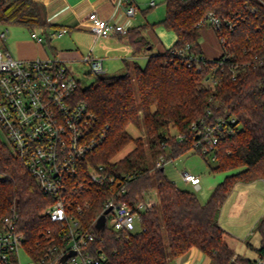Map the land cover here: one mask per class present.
I'll use <instances>...</instances> for the list:
<instances>
[{"label":"trees","instance_id":"16d2710c","mask_svg":"<svg viewBox=\"0 0 264 264\" xmlns=\"http://www.w3.org/2000/svg\"><path fill=\"white\" fill-rule=\"evenodd\" d=\"M263 2L165 0L166 15L161 24L175 33V44L149 57L144 68L135 64L133 76L127 73L99 78L90 87L78 88L76 97L93 112L94 133L100 138L86 167L102 164L109 175L132 176L125 192L94 186L82 195L91 205L80 218L96 233L94 253L106 254L104 264H169L192 248L207 255L209 264H257V259L237 254L228 244L220 214L237 184L264 180V63L256 58L264 54ZM210 13L222 20L239 19L240 24L234 31L216 30L207 21ZM0 24L32 32L48 33L50 29L44 5L35 0H0ZM206 28L215 31L223 55L229 56L223 65L217 59L206 58L202 51L200 40ZM144 29L138 26L126 35L136 55L151 45ZM181 50L183 55L178 53ZM193 56L201 62L188 66L187 60ZM207 78L217 79L215 88L204 85ZM141 117L148 134L150 159L145 145L128 131L130 126L140 127ZM228 117L236 119L238 131L217 146L211 171L242 170L228 175L209 199L201 202L192 192L178 187L164 167L156 168V162L161 157L174 161L192 150L205 157L194 149L198 137L192 124L203 118ZM179 134L185 135L183 141ZM130 143L135 148L115 162L114 158ZM154 189L158 203L141 213L140 232L117 233L108 226L97 232V221L109 198L139 201ZM54 201L41 191L11 147L0 140V230L5 218L17 215L25 250L35 260L44 256L47 247L58 243V226L42 215ZM256 228L261 237L257 252L264 257V217Z\"/></svg>","mask_w":264,"mask_h":264},{"label":"built area","instance_id":"2783aa9c","mask_svg":"<svg viewBox=\"0 0 264 264\" xmlns=\"http://www.w3.org/2000/svg\"><path fill=\"white\" fill-rule=\"evenodd\" d=\"M150 5L155 6V3ZM119 9L127 18L134 17L138 10L132 0H120ZM88 19L96 38L107 33L128 34L129 30L116 19L109 22L95 12L90 13ZM207 21L220 31H234L240 24L239 19L222 20L213 13L208 15ZM64 33V30L58 32L59 35ZM2 36L5 38V33ZM178 53L183 55L184 51ZM228 58L226 54L217 60L223 65ZM256 58L264 63V54ZM84 61L90 63L96 73L104 71L103 61L92 54L87 55ZM187 61L188 66L194 61L201 62L196 56ZM203 83L206 87L215 88L217 79L207 78ZM79 87L73 72L61 60L20 61L10 52L0 49V126L9 139L12 153L31 173L41 191L55 199L42 215L49 217L59 228L58 243L47 247L44 256L35 260L25 250V236L16 225L17 215L5 218L4 228L0 230V264H104L107 258L102 251L94 253L97 235L85 227L80 218L91 205L82 199V195L94 186H109L113 192H125L132 176L118 178L109 175L102 164L86 167V160L100 138L94 133L93 112L76 97ZM236 127L234 117L203 118L194 122L191 129L198 137L194 149L210 155L214 163L217 146L223 139L236 135ZM178 137L182 141L185 139V135ZM169 162L172 160L161 157L156 168ZM181 176L185 183L200 189L199 176L188 171H183ZM155 196L156 193H144L143 199L130 202L119 200L117 196L109 198L105 210H112L107 215L105 226H108L109 215L112 214L109 228L117 233L140 232L141 213L158 203ZM21 251L28 257L25 263L21 261ZM72 252L75 254L63 262V257ZM257 264H264V257H258Z\"/></svg>","mask_w":264,"mask_h":264},{"label":"crops","instance_id":"0c3cea01","mask_svg":"<svg viewBox=\"0 0 264 264\" xmlns=\"http://www.w3.org/2000/svg\"><path fill=\"white\" fill-rule=\"evenodd\" d=\"M35 1L44 5L50 29L48 30V33H44L42 30H35L33 32L29 30L32 33L40 35L42 37L41 40H43L41 42L19 40L16 43L18 56L16 59L20 61L57 59L63 61L69 67V65L76 64L77 62H84V58L87 55L92 54L94 58L101 59L103 61L104 69L105 62L123 64L126 67H128L129 64H132L134 69L135 64L142 66V63L144 64L148 62L149 57L159 53H164L167 49H169L167 47L170 46L171 48L177 40L175 33L173 32V37H170L167 33V29L161 24L165 18L166 12L161 11V9L158 10V12L156 11L155 8L157 7V3L155 0H151L148 3L146 2L147 0H132L138 10L136 15L131 18H127L121 9H119L120 0ZM151 2H154L155 6H151ZM92 12L97 13L102 19L109 20V22H113L115 21L114 19H116L117 22L123 24L128 30L138 26H144L145 29L143 34L151 45L146 52L136 55L133 53V50L128 43L127 36L124 34L107 33L100 38H96L91 30V24L88 19L89 14ZM156 12L159 17L158 20H155ZM60 30H64L65 33L59 35L58 32ZM56 36L57 38L54 39ZM202 37L206 38L203 43H201L200 40L204 55L209 59L220 58L223 55V47L215 31L213 29L206 28L203 30ZM46 46L51 49V54L47 56L42 53V49L47 48ZM154 49H158V53L154 54L151 52ZM13 57L15 58V56ZM260 183L264 184V180L259 179L251 183H239L233 190L236 191V193H245L249 190V187L247 186L253 187ZM262 217H264V214L258 219L256 218V223H258ZM226 236V241L235 250L236 239L233 238V236L227 231ZM247 246L253 249V245L251 243H248ZM257 255L258 256L255 259L259 257V253ZM209 263L210 258L207 255L196 248H192L180 258L170 261L169 264Z\"/></svg>","mask_w":264,"mask_h":264},{"label":"rangeland","instance_id":"374dc122","mask_svg":"<svg viewBox=\"0 0 264 264\" xmlns=\"http://www.w3.org/2000/svg\"><path fill=\"white\" fill-rule=\"evenodd\" d=\"M147 0L146 2H150ZM157 3L156 11L166 12V5L164 0H155ZM156 12V19L158 20V13ZM155 14V12H154ZM163 18V17H162ZM5 33V38L2 36ZM168 35L173 37V32L167 30ZM41 36L36 33L30 32L28 29L14 25L0 24V49L12 53L13 56H17L16 43L19 40H32L34 42H41ZM54 38V37H53ZM57 36L54 38L56 39ZM206 40L205 37L201 38V43ZM43 48V54L50 55V47ZM167 48H170L167 47ZM158 49H154V54L158 53ZM147 63H142L141 67L144 68ZM69 69L73 72L75 78L79 82L81 88H87L94 85L99 78L119 76L130 73L134 75V69L132 64L126 67L123 64H115L105 62V69L101 73L93 71L91 64L88 62H77L76 64L69 65ZM136 96L138 93L136 90ZM170 130L175 134V128L171 127ZM128 131L134 138H138L141 143L145 145L148 151V157L150 159V152L148 148V134L146 126L141 117L140 127L130 126ZM180 136V134L178 135ZM0 140L8 147L10 146L9 139L6 136L4 130L0 126ZM134 143H130L125 147L115 158L114 161H120L124 159L133 149ZM215 166L212 163L210 155L203 157L202 155L195 153L193 150L185 153L181 157L175 159L172 162L167 163L164 166L166 175L174 181L178 187L184 190H188L195 194L201 202H206L211 196L215 187L223 182L225 178L233 173H236L242 169H237L228 172H213L212 167ZM183 171L191 172L201 179L200 189H195L191 185L185 183L182 179L181 173ZM249 190L245 193H236L232 191L229 199L224 204L221 213V225L229 232L233 238L236 239L235 250L238 254H241L247 258L255 259L258 255L257 250L261 246V237L256 228L257 219L264 214V184H256L255 186H247ZM156 189H154L155 195ZM156 198V196H155ZM258 216V217H257ZM112 214L109 215L107 225L110 226V219ZM257 218V219H256ZM227 239V236H226ZM251 243L253 249L248 247L247 244ZM28 257L21 251V261L25 263Z\"/></svg>","mask_w":264,"mask_h":264},{"label":"water","instance_id":"95a60500","mask_svg":"<svg viewBox=\"0 0 264 264\" xmlns=\"http://www.w3.org/2000/svg\"><path fill=\"white\" fill-rule=\"evenodd\" d=\"M111 210H112V208L105 210L104 213L99 217V219L97 221V225H96L98 230H102L105 227L107 215L110 213ZM73 254H75V253L72 252L71 254L64 256L62 261L65 262L69 258V256H71Z\"/></svg>","mask_w":264,"mask_h":264}]
</instances>
